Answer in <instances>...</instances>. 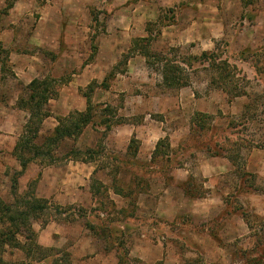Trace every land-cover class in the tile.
Masks as SVG:
<instances>
[{"label":"rangeland","instance_id":"374dc122","mask_svg":"<svg viewBox=\"0 0 264 264\" xmlns=\"http://www.w3.org/2000/svg\"><path fill=\"white\" fill-rule=\"evenodd\" d=\"M66 1L74 7L70 17L85 24L78 21L58 26L63 31L59 53L23 40L42 15L38 3L63 6ZM34 3L27 21L31 26L19 28L22 40L10 46L0 43V102L19 93L24 102L30 100L35 88L33 92L31 84L25 86L18 80L13 65L18 61L27 65V61H35L28 55L38 54L49 64L35 80L45 81L48 97L53 95L49 102L64 94L80 104L88 93L96 106L94 125L79 137L66 139L54 152L57 166H64L72 148L95 151L97 172L88 185L92 197L81 187L80 192L86 193L80 202L70 204L62 196L58 200L51 197L53 187L46 192L37 185V197L49 195L51 203L44 216L32 224L40 244L67 250L73 264H147L132 253L139 249L137 242L149 240L178 252L182 264H264V175L259 173V165L247 170L249 154L264 149V0ZM55 11L47 17H68ZM6 13V9L0 12ZM15 50L19 57L12 54ZM142 51L149 54V63ZM88 64L92 67L85 73ZM165 64L182 69L176 76L192 87L195 100L213 99L214 114L197 112L195 101L189 98L180 104L179 90L163 84ZM113 71L116 75L110 78ZM137 93L152 97L154 106L148 99L136 102ZM204 102L207 111L211 105ZM23 111L19 138L29 117ZM3 113L6 111L0 107V121ZM199 113L204 117L197 120ZM148 114L149 120L172 134V141L165 138L154 161L153 154L148 160L142 158L137 139L132 148L121 153L105 145L113 129L102 122L115 123L128 115L144 124L141 118ZM91 131L102 139L94 147L88 146ZM215 150L235 165H203ZM1 161L5 160L0 153ZM15 173L11 167H0V200L8 204L14 202L11 180ZM36 177L24 182L20 177L18 192L25 193ZM63 177V193L71 195L75 190L68 186L69 176ZM184 186L190 187L196 198L186 196ZM162 212L167 216H158ZM216 244L220 254L215 253ZM82 247L91 253L81 256ZM4 256L9 261L25 260L21 252L10 249Z\"/></svg>","mask_w":264,"mask_h":264},{"label":"crops","instance_id":"0c3cea01","mask_svg":"<svg viewBox=\"0 0 264 264\" xmlns=\"http://www.w3.org/2000/svg\"><path fill=\"white\" fill-rule=\"evenodd\" d=\"M35 1L36 0H17L14 2L12 7L7 9V0H0V12L5 9L7 10L6 14H0V43L7 44L10 46L12 45V43L22 40L19 37L21 34L19 28H21L20 26H31L27 21L29 20L28 15L30 11L35 10ZM39 5V9H41L42 15L38 19L37 23L34 25L33 29H31L30 33L26 35L27 38L23 40H27L31 43H34L35 45L42 47L44 50L59 53L61 48L60 42L62 40L63 31L60 32V30H58V26L63 27L64 23H67V25H71L77 23L78 21L82 24H85V22L81 19L78 20L76 18L70 17V13L74 10V7L68 1H66L63 6L57 2L43 5L38 3V6ZM54 10L58 11L61 15L64 14L65 16H68L69 18L64 17V19L60 20L47 17V14ZM56 26L57 31L53 32V29L56 28ZM14 53H16L17 57H19L20 52H18V50L13 51L12 54ZM22 55L24 56L25 54L22 53ZM28 57L35 61L29 60L27 61V65L23 63L25 61H13L15 62L13 65V71L19 78L18 80L25 86L31 84L36 78H39L40 75H43L44 70L46 71L45 64H49L46 61V57L43 55L29 54ZM136 58L142 57L136 56ZM91 67L92 65L88 64L84 72L86 73L88 68ZM20 97L21 93L16 95L13 99L6 100L5 102H0V107L6 111V113H3L4 116L1 118L0 121V153L3 154V159L5 160L0 162V167H11L12 169H14L15 172L22 171L20 161L14 154L17 142L19 140V133L22 129L21 119H25V117H23V114H25L24 111L18 109ZM243 97L247 96L244 94ZM187 98H189V100L192 99V102L195 101L197 112L214 114V112L212 111V107L215 106V104H213L214 102L212 101L213 99L210 100V98H206L205 100H195V91L193 92L191 86L182 88L178 92V100L181 105H184V102L187 101ZM135 99L137 100L136 102H144V100L148 99V104L154 106V103L152 102V97L146 98L143 94L137 93ZM204 101H206L208 106L211 105V108L207 111H205L206 104ZM53 102L51 101L47 104V111L50 113V116L46 118L43 122L41 131L39 133L40 138L49 136L54 132L55 128L58 125V118L68 116L72 111L75 110L82 112L87 109V101L80 104H76L74 100H69V97L64 94H61L57 101L53 100ZM134 114L135 112H133L132 115L134 116ZM148 117L150 118L151 115L148 114L143 117L141 123L144 124H137L135 121L131 120L132 117L124 115V118L128 119L129 122L112 126L113 130L111 131V135L108 136L107 141H104L105 145L115 150V152L121 153L127 151L133 138H135L140 142V147L138 150L139 154L141 153L143 155L142 158L144 160H148L156 150L157 144L161 140L168 137L170 141H172V134L167 135V133L161 127L155 125L154 120H149ZM187 131L183 133L186 137L188 136ZM91 132L93 133V135L91 137V143H89L88 146L94 147L98 143H100L102 139L99 138L100 134L98 132ZM209 158L210 159L205 161L203 165H235L229 157L227 158L222 156H213ZM225 160H227L228 162ZM94 164L95 162L83 163L79 161L70 160L68 161L67 165L57 166V164H54L52 166L40 168V170L36 172L35 168L37 166L40 167V164L32 162L29 164L27 169L23 171L21 181L24 182L25 178L29 180L30 178H33L35 174L36 176H38L41 172L38 185L42 189V191L43 189H45L46 192H49L53 187L54 190L51 194V197L54 195V199L58 200L60 196H62L65 199L66 203L69 202L70 204H73L80 202L79 199L81 198V195L86 193L80 192L81 187L86 188L87 195L92 197V193L91 190L89 191L88 185L91 181V177L95 176L97 172V169L95 168ZM247 165H249V168L247 169L249 171H251V165H259V173L261 175H264V149H254L247 158ZM253 169L255 170L256 168L253 167ZM64 174L69 176L68 186L72 187V190H75L74 192H72L71 195L70 193L64 194V189L60 186V177H63ZM65 177L66 176L63 177L64 180L66 179ZM76 191L77 193L79 192L77 195L78 199H76ZM39 193L40 189L38 190V194ZM46 196L50 197L49 195H43L42 198L48 199V197ZM193 212L195 213V211ZM165 214L168 213H158V216L163 218V216H167ZM244 225L247 227L246 222L244 223ZM137 245L139 249H136V253L134 254L133 252L132 256L139 258L141 261L147 264H156L160 261H162L164 264H182L179 253L176 251L171 252L167 248H164L161 242L160 244H152V241L149 240L147 242H137ZM90 251L91 250H89L87 247H82L79 249V253H81V256L83 257L87 256L88 252ZM215 253L220 254V248L218 246L215 247Z\"/></svg>","mask_w":264,"mask_h":264},{"label":"trees","instance_id":"16d2710c","mask_svg":"<svg viewBox=\"0 0 264 264\" xmlns=\"http://www.w3.org/2000/svg\"><path fill=\"white\" fill-rule=\"evenodd\" d=\"M15 1L17 0H13V2L7 0V9L12 7ZM141 41L144 42L147 41V39ZM142 53L145 54L144 56L149 63V54L146 51H142ZM160 61L163 62L164 57ZM169 66V64H165L162 73L163 84H165L168 89L174 88L181 90L182 88L190 86L183 77L180 75L176 76L177 72L182 71L180 67ZM115 75L116 73L114 71L111 72L110 78ZM108 79L109 78L106 80ZM45 85V81L34 80L30 86L33 92L34 90L32 88H35V93L31 96L30 100L24 102L22 98L19 99L18 107H20L21 110L28 112L29 119L24 128V133L20 136L14 151V154L20 161L22 167V171L16 172L14 178L11 180L14 202L8 204L0 200V264H73L72 256L67 250L43 247L38 242L37 233L33 229V221L44 216L51 204L47 199L38 198L35 193L41 172L34 180L30 181L27 191L23 194L18 192V183L23 171L27 169L30 163L41 160V162L44 163L43 165H39L41 168L56 164L57 159L54 158V152L66 139L79 137L89 125L93 124V119L96 115V106L93 104L91 94L86 93L83 95L87 101V109L85 111H76L71 113L68 117L58 118V125L54 132L49 136L40 138L39 133L43 122L50 116V113L47 111V104L53 98V95L48 97ZM103 86L107 87L105 83H103ZM244 94L245 93H242L241 95ZM200 117L204 116L201 113L197 114V120L201 119ZM142 120L143 118L141 121ZM126 122H129L128 119L123 118L115 123H112L111 120H106L102 122V124H105L107 129H110L114 124L120 125ZM166 140L170 141L167 137ZM134 142H136L135 138H133L131 144ZM164 142L165 139L157 144L156 150L153 153V161L156 158L155 155L158 154L159 147H161ZM131 144L128 150L132 148ZM207 151L209 153L211 152L210 149ZM94 152L95 151H92V149L82 151L80 149L72 148L70 153L64 158V161L74 160L83 163L95 162ZM85 154L89 155L86 159L80 158V156ZM136 154L137 150L134 155ZM213 156H224V154L220 150H215ZM183 190L186 196L196 198L190 187L184 186ZM198 198H202V196ZM20 237L25 239V241L21 242L19 239ZM9 249L21 252L25 257V260H7L4 255ZM120 264L125 263L121 261ZM156 264L164 263L160 261Z\"/></svg>","mask_w":264,"mask_h":264}]
</instances>
